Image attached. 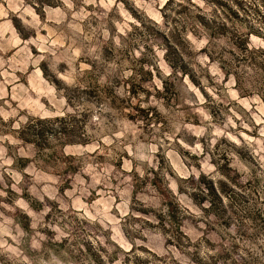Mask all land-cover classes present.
<instances>
[{"label":"clouds","instance_id":"1","mask_svg":"<svg viewBox=\"0 0 264 264\" xmlns=\"http://www.w3.org/2000/svg\"><path fill=\"white\" fill-rule=\"evenodd\" d=\"M54 2L61 6L45 7L41 23L30 7L28 18L19 12L24 0H0V17L19 14L30 37L17 53L24 61L20 70L43 62L55 101L24 116L7 101L0 106V264H94L89 248L103 264H123L128 256L149 264H264V39L253 34L264 30V0H225L243 24L229 22L219 9L213 14L205 0H174L164 14L169 0H129L150 9L143 24L117 0ZM185 6L187 12L177 15ZM48 21L67 46L53 42L51 28L39 35ZM145 27L159 36L145 34ZM15 39L0 43V51L16 46ZM165 40L175 52L173 64L164 58ZM6 63L0 58V67ZM133 80L144 89L135 96ZM166 84L175 86L174 97ZM5 95L0 88V99ZM29 127L43 159L15 138ZM13 158L33 163L17 169ZM202 175L215 189V210ZM136 180L140 191L133 200ZM101 185L102 198L85 203ZM168 202H178L196 225L169 236L171 246L160 242V228L168 225L156 219H166ZM20 216L27 231L14 219ZM149 219L154 228L146 225Z\"/></svg>","mask_w":264,"mask_h":264},{"label":"rangeland","instance_id":"2","mask_svg":"<svg viewBox=\"0 0 264 264\" xmlns=\"http://www.w3.org/2000/svg\"><path fill=\"white\" fill-rule=\"evenodd\" d=\"M49 1L50 3H47L46 0H35V2H33V0H24V7L19 8V12L23 14L26 18H28V14L25 11V8L30 7L39 17L41 23H43L47 21V14L43 11L45 7L56 8V7L61 6L58 3L54 2V0H49ZM117 2L123 4L124 10L128 12L129 14H131L134 19L140 20L142 24L144 23L143 18L145 17L146 13L150 11V9L137 8L131 5L129 0H117ZM173 2L174 0H169V4L165 6V9L160 10L161 13L164 14L165 10L168 7H170ZM143 3L145 5H151V0H143ZM205 4L207 7L211 9L213 14H215L216 10L219 9L224 14L225 19L229 20V22L237 21L242 24L245 23L244 21H241L240 18L232 11V9L228 6L225 0H205ZM87 11L92 12L93 6H89ZM113 12H115V7H113ZM184 12H187L186 6L180 11H177V15H181ZM109 15L111 16L112 13H109ZM167 18L168 17L165 16V19ZM196 18L199 19L198 14ZM204 27L206 30H208L207 25H204ZM50 28L56 32L53 42L56 43L57 41H59L62 45L67 46L68 41L63 38V34L54 27V24L51 21L47 22V27L44 28L42 31H40L39 35L48 36L49 35L48 29ZM262 31H253V34L258 36L260 39H264V34H262ZM0 33H3V40L0 41V43H4V44H7L8 41L13 40L16 37H18V39H15L16 46L8 47L7 51H0V58L8 61V63L0 67V88H3L4 91L7 93V95H5L3 99H0V106H3L4 102L7 101V103L11 105V108L16 109L19 115L21 116L28 115V113L33 110L40 111L42 109L49 108L55 101L51 99V94L48 92L47 88L45 87L46 81H47V78L45 76L46 65L43 62H41L40 66L34 70L31 63H29L27 73L20 70L19 65L22 64L24 61L22 59V54L17 55V53L20 51V48L22 47L21 42L30 38L29 34L26 33L22 27L20 15L17 14L16 12H8L5 17H0ZM144 33L149 36H158V35H155V32H153L151 28H148V27H145ZM34 35L31 38H34ZM236 47L240 48L241 44L237 42ZM29 49L31 51L32 56L38 55V49L35 46L29 45ZM164 58L167 61L166 54ZM14 59L16 61L15 64H13ZM209 59H211V57ZM143 62L144 61L141 62V65ZM167 62L169 63V61ZM253 62H255V60ZM181 68H182L181 70L182 71L184 70L185 73L188 74L191 78V74L187 71V69L183 68V66ZM139 75L143 79V77L146 74L140 71ZM193 82L196 83L198 87L200 86L198 81L195 80V78H193ZM129 83H130L133 96L137 95L138 92L144 91V89L138 87V85L136 84L134 80L130 81ZM166 90H167L168 96L174 97V94H175L174 85L166 84ZM201 91L204 92L206 99H207L208 94L205 92L203 88H201ZM145 94L147 95V93ZM260 99L264 100V96H261ZM21 105H23V107H21ZM130 111H137L140 113L141 117L147 118L146 116L147 113L140 112L138 108H132L130 109ZM212 111H213V114L215 115V109H212ZM28 118L31 119V116L29 115ZM11 122H14V121L10 118L9 123ZM7 126L8 124L5 123L4 125L5 129H7ZM4 134L9 135L10 133L5 131ZM15 138L20 140L22 144L25 146L32 145L36 150V158L43 159V157L41 156V153L43 152L42 148H38L31 143L24 142L23 140L19 138V136H15ZM25 151H28L27 147H25ZM181 155L183 156V155H189V154L182 151ZM9 156H12V151L10 147H9ZM189 158L191 159L192 157L189 155ZM99 162L100 163L104 162L102 157L99 159ZM31 163H33V159L31 158H13L12 166L17 169H22L24 167H27ZM44 163H47V161L44 160ZM114 167H119V164H115ZM221 170L225 174H227L228 172L226 168H222ZM85 178L88 179L87 177ZM115 182L116 181L114 180L113 183ZM69 183H70L69 181H65V184H69ZM62 190L67 191L68 188L64 187ZM8 191H9V196L14 195V193L11 191L10 188L8 189ZM139 191H140V183L138 180H136L132 185L133 200L135 199V196ZM103 192H104V188L101 185L98 187L96 191H91L90 197L88 200L85 201V203L90 204L93 200L101 199L102 197L100 194ZM180 192L181 194H186L183 187H181ZM144 194L147 195L148 193L144 192ZM24 198L26 200H29L30 203H32V201L29 198L26 188L24 189ZM5 202L10 203V200H5ZM117 202H119V198H117ZM196 202L197 201L194 200V203ZM33 207L36 208V210H39V207H42V206H37L36 204H33ZM131 210L141 211L140 209H137V208H132ZM142 214L145 216L149 215L148 212H142ZM5 215H8V213L5 212ZM14 219L16 223L20 224V226L24 228L25 231L28 230L26 227L25 218L23 216L14 217ZM193 219L187 218L186 214L184 215V214L179 213V224H178L179 227L177 226L176 223H171L169 220L166 219L165 224L168 225V227L166 229H164V227L160 228V233H159L160 242L164 245L171 246L172 241L169 240L168 237L172 236L174 233H178V230L182 231L181 235L179 234V236H183L185 231L189 229H195L196 225L193 223ZM145 223L149 228L155 227V225L151 223L150 219L145 221ZM223 226H224L223 224L219 225V227H223ZM125 235L127 236V233H125ZM153 235H156V234L153 233ZM138 238L145 239V243H148V239L143 238V237H138ZM8 243L9 244L12 243L10 238L8 239ZM139 250L146 252V253L148 252V248L143 247V246H141ZM101 251H104V250L101 249ZM135 251H136V247L133 246V252ZM89 255L94 261V264H103L102 260L90 248H89ZM113 255L115 256V259H119L118 255H116L115 253ZM123 264H149V262L142 260L139 257H136L135 259H133L132 257L128 256V257H125Z\"/></svg>","mask_w":264,"mask_h":264},{"label":"trees","instance_id":"3","mask_svg":"<svg viewBox=\"0 0 264 264\" xmlns=\"http://www.w3.org/2000/svg\"><path fill=\"white\" fill-rule=\"evenodd\" d=\"M46 1H47V3H50L49 0H46ZM155 35L159 36V33L155 32ZM165 47H167L168 50H169L166 53V59H167V61H169V64H173L174 63V59H175V52H174V50L172 48V45L169 44V42L167 40H165ZM146 116H147V114H146ZM31 120H32V118L29 119L30 124H31ZM36 123L39 124L40 121H36ZM25 131L27 132V135H25ZM19 138L21 140H23L24 142L31 143L34 146H36L38 148H41L39 142L37 141L36 135L33 133L31 127L22 130L20 135H19ZM201 183L208 189L209 195H210L211 200L213 202V208L215 210V205H216V202H217L218 198L216 196V192H215V189H214L212 183L210 181L206 180L203 175L201 176ZM153 185H154V187L157 188V191H159L158 185L155 182L153 183ZM221 189H222V191H224L227 194V189H226V187L224 185H221ZM161 195H163V193H161ZM164 199L167 201V197H164ZM200 203H202V201H200ZM166 206L168 208L166 219L169 220L171 223H176L177 226L179 227V225H178L179 224V213L184 214V215H185V213H183V211L179 210L178 202L177 203L168 202L166 204ZM156 218L158 219L159 224L166 225L165 224V220L166 219L163 216L156 215ZM164 229H166V228H164ZM181 233H182V231L178 230V234L181 235Z\"/></svg>","mask_w":264,"mask_h":264}]
</instances>
